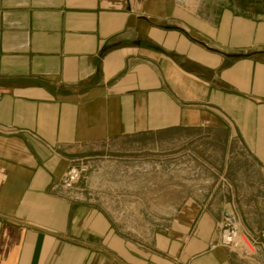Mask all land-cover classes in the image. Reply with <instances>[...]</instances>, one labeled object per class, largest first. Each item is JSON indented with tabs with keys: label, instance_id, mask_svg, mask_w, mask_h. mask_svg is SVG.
I'll list each match as a JSON object with an SVG mask.
<instances>
[{
	"label": "crops",
	"instance_id": "0c3cea01",
	"mask_svg": "<svg viewBox=\"0 0 264 264\" xmlns=\"http://www.w3.org/2000/svg\"><path fill=\"white\" fill-rule=\"evenodd\" d=\"M247 4L0 0V264H264V239L212 247L230 205L264 233V5ZM178 140L199 158L168 223H117L95 147Z\"/></svg>",
	"mask_w": 264,
	"mask_h": 264
},
{
	"label": "rangeland",
	"instance_id": "374dc122",
	"mask_svg": "<svg viewBox=\"0 0 264 264\" xmlns=\"http://www.w3.org/2000/svg\"><path fill=\"white\" fill-rule=\"evenodd\" d=\"M233 1L249 3L255 9L264 5V0ZM95 151L98 153L94 160L100 164V175L107 181L101 189L113 218L128 229L142 230L168 223L171 217L165 211L171 203L174 209L180 205L183 181L195 179L196 166L191 162L199 158V152L181 140L170 145L114 141L96 146ZM200 155L210 160L217 156L213 151ZM192 188L191 183L190 191Z\"/></svg>",
	"mask_w": 264,
	"mask_h": 264
},
{
	"label": "built area",
	"instance_id": "2783aa9c",
	"mask_svg": "<svg viewBox=\"0 0 264 264\" xmlns=\"http://www.w3.org/2000/svg\"><path fill=\"white\" fill-rule=\"evenodd\" d=\"M88 171L87 163L82 160L74 161L62 174L56 187L66 196L73 191H79L80 183ZM217 239L212 247H221L229 251H237L254 255L264 233L255 237L241 227L234 207L224 208L216 223Z\"/></svg>",
	"mask_w": 264,
	"mask_h": 264
},
{
	"label": "water",
	"instance_id": "95a60500",
	"mask_svg": "<svg viewBox=\"0 0 264 264\" xmlns=\"http://www.w3.org/2000/svg\"><path fill=\"white\" fill-rule=\"evenodd\" d=\"M107 47L103 48L102 51H104ZM251 54H264V51L263 50H257V51H254L253 53ZM226 57H230V58H237V57H241L242 54H239V53H226L224 54ZM250 54H247L245 56H249Z\"/></svg>",
	"mask_w": 264,
	"mask_h": 264
}]
</instances>
